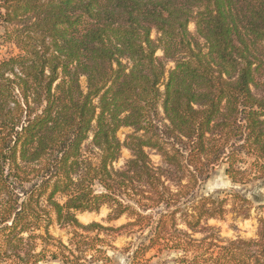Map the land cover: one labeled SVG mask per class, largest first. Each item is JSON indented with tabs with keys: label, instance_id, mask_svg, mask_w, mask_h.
<instances>
[{
	"label": "trees",
	"instance_id": "1",
	"mask_svg": "<svg viewBox=\"0 0 264 264\" xmlns=\"http://www.w3.org/2000/svg\"><path fill=\"white\" fill-rule=\"evenodd\" d=\"M0 27L19 51L0 60V263H93L101 233L139 227L132 264H264V217L252 239L209 224L247 218L264 178V0H0ZM221 164L234 187L204 194ZM105 206L128 222L77 217ZM55 223L97 232L88 256L37 251Z\"/></svg>",
	"mask_w": 264,
	"mask_h": 264
},
{
	"label": "rangeland",
	"instance_id": "2",
	"mask_svg": "<svg viewBox=\"0 0 264 264\" xmlns=\"http://www.w3.org/2000/svg\"><path fill=\"white\" fill-rule=\"evenodd\" d=\"M191 31L195 30V26L193 23L189 26ZM17 47L13 44L12 41L7 39V34L5 33V28L0 27V60L3 58H7L12 55L18 54ZM159 54H161L159 52ZM172 64H170L171 66ZM81 84L84 89H86V78H81ZM132 131L129 127H123L119 130L118 136L121 140H124L126 135ZM131 156V152L128 149H123L120 159L115 162L116 167L122 166L125 161ZM151 158L155 163L160 161V157L155 153H151ZM226 165H219L214 172L211 173L210 178L202 185V192L204 194H215L220 191H226L233 188V184L229 177L225 172ZM245 194L252 200V210L250 215L247 218L243 216H236L234 213H229L222 220H210L209 224L217 228L219 231V235L224 239H236L238 237L244 239H252L256 238L258 235V230L260 226V219L264 217V178L254 183H251L248 187H246ZM110 210L105 206L102 207L99 211L94 212H81L77 214L79 221L83 224H89L91 222H100L105 226H114L119 227L128 222V218L122 217L118 220L108 222V215ZM139 227L126 228L120 231H111V232H103L100 234V237L104 239L103 242H95V245L100 252L95 250H91L89 253H95V261L93 263H88L81 257L79 263L70 262L66 263L61 260L58 261H43L39 264H132L133 254L137 248V246L143 241V237L147 235V230H144L142 233ZM50 232L54 236L55 239H49L45 241H39L40 245L37 251H40L42 248L57 250L54 246H58L60 242L69 246L74 251V256H80L81 252L86 250L85 253L88 256V247L91 246L92 241L90 238L88 239V234L91 237L97 235V232H82L86 235L87 239L77 243V239L73 240V230L68 227H60L58 224H53L50 227ZM202 235L198 234L197 237H201ZM89 242V243H88ZM50 243V244H49ZM76 246H79V249H76ZM60 250V249H58ZM70 254L67 250H64V253ZM84 254V253H83ZM71 256H73L71 254ZM182 256L181 251H150L147 253V258H150L149 262L145 264H183L179 262V258ZM74 258V257H72ZM89 258V257H87ZM75 260V259H74ZM0 264H12L11 261H3Z\"/></svg>",
	"mask_w": 264,
	"mask_h": 264
}]
</instances>
